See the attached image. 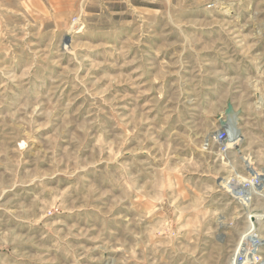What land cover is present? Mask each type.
<instances>
[{"label":"rangeland","instance_id":"374dc122","mask_svg":"<svg viewBox=\"0 0 264 264\" xmlns=\"http://www.w3.org/2000/svg\"><path fill=\"white\" fill-rule=\"evenodd\" d=\"M246 164L264 0H0V264H233L264 239V185L225 183Z\"/></svg>","mask_w":264,"mask_h":264},{"label":"built area","instance_id":"2783aa9c","mask_svg":"<svg viewBox=\"0 0 264 264\" xmlns=\"http://www.w3.org/2000/svg\"><path fill=\"white\" fill-rule=\"evenodd\" d=\"M228 138L229 134L226 128H221L217 131L215 140L220 144L222 152H227L235 147L228 142ZM261 172L264 171L248 164L245 165V169L242 172L235 170V176L231 179L233 183H238L232 186L236 190L234 192L230 189L228 190L243 206L249 207L251 205L252 194L257 193L255 191L256 187L263 183L257 177ZM255 236H258L256 240L246 239L244 243L240 244L233 258V264H260V262H264V257L260 251L264 247V241L261 240L260 242V236L257 233H255ZM249 252H252L251 258L249 257Z\"/></svg>","mask_w":264,"mask_h":264},{"label":"bare ground","instance_id":"6f19581e","mask_svg":"<svg viewBox=\"0 0 264 264\" xmlns=\"http://www.w3.org/2000/svg\"><path fill=\"white\" fill-rule=\"evenodd\" d=\"M234 126V125H233ZM230 131V130H229ZM238 129L237 130H234L233 132H230L229 133V138H228V142L231 144V145H235V144H237L239 141V138H238ZM244 157H246V156H244ZM246 161H247V163H249V164H251V165H254L253 163H251L250 162V159L249 158H247L246 157ZM258 179L259 180H261L263 183L261 184V185H259L258 187H256V188H261L263 185H264V174L261 172L258 176ZM225 183L226 184H228L230 187H232L233 185L235 186V185H237L238 183H232V181H225ZM237 187V186H236ZM234 190H236L235 188H233ZM249 194V193H248ZM256 237H258V236H255V233H254V229L247 235V236H244V239H252V240H256ZM261 240H263L264 241V239L263 238H260V242H261ZM243 242H245V241H243ZM250 253V258H251V253L252 252H249ZM260 264H264V262H260Z\"/></svg>","mask_w":264,"mask_h":264},{"label":"water","instance_id":"95a60500","mask_svg":"<svg viewBox=\"0 0 264 264\" xmlns=\"http://www.w3.org/2000/svg\"><path fill=\"white\" fill-rule=\"evenodd\" d=\"M240 115V110L235 109L232 103H229L226 109V120L224 121L221 116H219V120L222 125H226L227 123L233 124L234 126L237 124Z\"/></svg>","mask_w":264,"mask_h":264},{"label":"crops","instance_id":"0c3cea01","mask_svg":"<svg viewBox=\"0 0 264 264\" xmlns=\"http://www.w3.org/2000/svg\"><path fill=\"white\" fill-rule=\"evenodd\" d=\"M245 169V166H243V168L241 170H244ZM256 194V193H255ZM257 214V213H256Z\"/></svg>","mask_w":264,"mask_h":264}]
</instances>
